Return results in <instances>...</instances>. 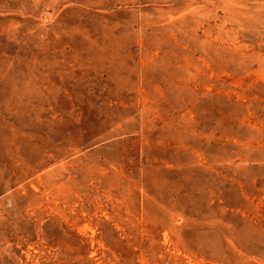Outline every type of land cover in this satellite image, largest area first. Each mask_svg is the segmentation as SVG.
Wrapping results in <instances>:
<instances>
[{
	"label": "rangeland",
	"instance_id": "1",
	"mask_svg": "<svg viewBox=\"0 0 264 264\" xmlns=\"http://www.w3.org/2000/svg\"><path fill=\"white\" fill-rule=\"evenodd\" d=\"M0 264H264V0H0Z\"/></svg>",
	"mask_w": 264,
	"mask_h": 264
}]
</instances>
